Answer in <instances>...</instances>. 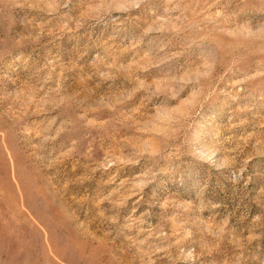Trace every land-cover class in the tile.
<instances>
[{
    "label": "rangeland",
    "instance_id": "1",
    "mask_svg": "<svg viewBox=\"0 0 264 264\" xmlns=\"http://www.w3.org/2000/svg\"><path fill=\"white\" fill-rule=\"evenodd\" d=\"M0 264H264V0H0Z\"/></svg>",
    "mask_w": 264,
    "mask_h": 264
}]
</instances>
